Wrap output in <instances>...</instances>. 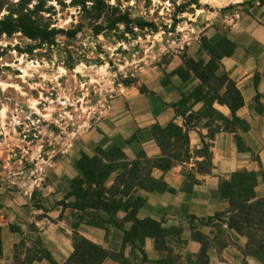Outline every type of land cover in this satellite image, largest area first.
Here are the masks:
<instances>
[{
  "label": "rangeland",
  "instance_id": "1",
  "mask_svg": "<svg viewBox=\"0 0 264 264\" xmlns=\"http://www.w3.org/2000/svg\"><path fill=\"white\" fill-rule=\"evenodd\" d=\"M2 5L0 18L25 7L41 35L0 38V264H81L82 251L98 261L81 238L115 264H226V248L247 264L220 221L238 173L254 174L264 199V0ZM166 163L197 210L227 208L170 221L166 193L179 191ZM79 188L111 211L75 208ZM135 218L153 220L154 236Z\"/></svg>",
  "mask_w": 264,
  "mask_h": 264
},
{
  "label": "trees",
  "instance_id": "2",
  "mask_svg": "<svg viewBox=\"0 0 264 264\" xmlns=\"http://www.w3.org/2000/svg\"><path fill=\"white\" fill-rule=\"evenodd\" d=\"M3 8L4 5L0 6V12ZM25 9V7H19L14 10L10 9L8 16L0 18V38L3 34L12 35L18 30L26 32L30 37L41 35L40 28L34 26L35 22L32 20L31 16L25 12ZM233 94H235V97H238L239 95L237 91ZM225 103L229 106L231 111L234 112V107L231 102L226 101ZM238 105H240V103ZM171 167L172 165L170 163H166V171ZM83 172H85V170ZM102 174H104V169L99 167L97 175L102 176ZM108 176L109 174L105 175L103 179L95 178L93 180L98 186H100L104 182V179L108 178ZM76 183H81V180L76 181ZM256 186L257 179L254 174L246 171L238 173L236 175V181L234 180V182H232V186L229 188L230 192L226 196L229 200L230 206L228 212L224 214L226 220H218L226 225L228 230H234L239 235L245 236L248 239V244L245 249L246 253L258 258L264 263V199H256ZM138 188L149 191V189H146L142 185H139ZM86 197L87 195L85 192L79 188L74 207L77 209L85 208L89 204L88 207L104 210L108 213L111 211L110 204L102 200L99 194H96V196L92 197L91 200L86 199ZM133 216L136 217V214H132V217ZM133 222L137 226V228L134 227V231H137L138 228L145 230L141 233V237L146 238L154 236L152 228H154L156 223L153 220H139L135 218L133 219ZM198 241L203 244V241H200V239H198ZM81 244L89 245L91 248L97 249L101 252L100 253L98 251L101 255L98 261L91 257L90 252L85 253L82 251L78 253V258L81 264H103L109 257L105 249L98 248V246L90 243L85 238H81ZM85 245L82 246L85 247ZM203 246L205 248L206 245ZM79 248H81V246H78L77 244L76 250H79ZM205 254L206 249L204 251L202 250L201 255L205 256Z\"/></svg>",
  "mask_w": 264,
  "mask_h": 264
},
{
  "label": "crops",
  "instance_id": "3",
  "mask_svg": "<svg viewBox=\"0 0 264 264\" xmlns=\"http://www.w3.org/2000/svg\"><path fill=\"white\" fill-rule=\"evenodd\" d=\"M179 170H180L179 168L174 167L171 170L166 172V184L168 185V187L179 191L175 195L166 193V203L164 206L166 207V217L168 219L170 218V221L181 220L182 218L186 217V212H187L188 207H189L188 213H190V214L193 213L200 218L207 216V215H210L213 212V210H216L218 212V211H224L225 208H227L228 205L225 202L219 203L217 201L213 204L209 201L208 202L205 201L204 206L206 208V213L203 212L202 210H197L198 208L195 207L197 204L195 198L187 200L185 198V194L181 193V191H180L182 183H183V179H182V176L180 175ZM146 195L148 196V198L150 200L149 201L150 204H153L155 198L158 197V195L152 194V193H146ZM201 209H204V208H201ZM143 212L144 211L142 210L139 218L144 219L147 217H151L154 219V217H152L151 215H146ZM181 215H182V217H181ZM228 233L232 239H234L235 237H238L240 246L243 249L246 248V245H247L246 238L241 237L240 235L236 234L234 231L228 230ZM149 241L151 242V240H149ZM193 248L194 247L190 248V254L193 255V258H195L196 253H198V249H197V247H196V249H193ZM230 252L231 251L228 248H226L225 254L228 256L227 257L228 262L226 264H242L241 260H242L243 256H241V257L240 256L237 257L236 255L232 256L230 254ZM187 253H188V247L182 251V254H184V255H186ZM190 258H192V257H190ZM246 262H247V264H264L263 262H261L260 260L254 258L252 256H247ZM212 263L222 264L219 262V260L217 258H213ZM103 264H115V263L107 260Z\"/></svg>",
  "mask_w": 264,
  "mask_h": 264
}]
</instances>
